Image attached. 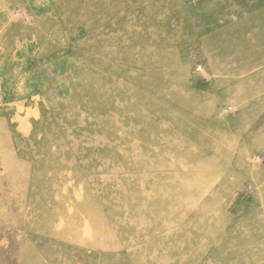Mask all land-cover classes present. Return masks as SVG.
I'll list each match as a JSON object with an SVG mask.
<instances>
[{
  "label": "rangeland",
  "instance_id": "rangeland-1",
  "mask_svg": "<svg viewBox=\"0 0 264 264\" xmlns=\"http://www.w3.org/2000/svg\"><path fill=\"white\" fill-rule=\"evenodd\" d=\"M0 264H264V0H0Z\"/></svg>",
  "mask_w": 264,
  "mask_h": 264
}]
</instances>
